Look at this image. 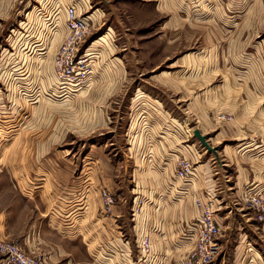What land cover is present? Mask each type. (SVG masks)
<instances>
[{
    "label": "rangeland",
    "instance_id": "obj_1",
    "mask_svg": "<svg viewBox=\"0 0 264 264\" xmlns=\"http://www.w3.org/2000/svg\"><path fill=\"white\" fill-rule=\"evenodd\" d=\"M79 1L70 3L80 4ZM94 1L93 6L104 11V23L99 20L92 28L94 21H90L91 32L81 51L86 53L88 46L109 32L111 26L114 30L110 31L109 41L112 37L120 49L113 48L108 53L125 57L130 74L124 91L104 106V115L114 121L112 127L97 132L90 131V124H86L94 119L93 109L92 113L82 110L86 105L97 108L101 103L88 91L84 92L88 89V79L84 86L66 93L56 72L53 75L51 71L54 54L62 42L57 34L67 8L62 0H0V189H37L39 185L44 189L46 186L48 189H76L81 195L85 189H97V182L92 178L97 169L91 166L85 170V163L80 160L91 145L102 143L119 164L116 178L121 186L119 195L131 199L132 178L130 180L129 176L137 165V161L127 156L134 137L130 132L133 119L137 114L138 120L147 117L144 111L154 107L153 102L158 99L168 108L176 107L175 99L181 94L177 84L183 86L184 97L189 95L183 98V105L179 102L183 109L187 108L196 89L200 93L212 89L215 93L213 113L204 117L210 130L204 133L192 127L187 143L197 142L200 152L207 151L205 159L212 158L215 171L220 174L225 162L224 141H227L222 140L220 131L225 119L229 121L228 112L232 107L223 92L229 86L225 85L223 72L219 76L214 74L215 77L209 74L208 80L201 78L206 71L202 74L194 71L191 57L193 52L206 47L210 49L206 51L209 58L213 56L224 62L236 77L242 80L244 76L247 85L255 89L258 83L253 81L254 76L261 74L264 80V0H167L160 10L155 2L143 0ZM83 9L81 6L80 12L87 16ZM65 14L67 18V11ZM64 22L68 25L67 19ZM100 52L93 55L99 56ZM200 56L208 59L203 54ZM232 87L231 96L240 97V86ZM145 93L154 96L151 105L146 102ZM222 99H225L223 104ZM244 100L241 96V100L233 99V102L244 104ZM146 103L149 105L145 109ZM116 116L120 117L118 121ZM199 119L191 118L190 122L196 124ZM141 127L144 132L150 125L145 121ZM48 138L53 142L46 145L44 140ZM47 153L55 156L42 159ZM148 156L152 160V154ZM203 161L204 158L200 163ZM103 189L101 195L109 192L107 187ZM12 191L9 197L14 198L16 191ZM233 215L235 220L243 219L237 211ZM237 231L235 227L229 228L228 247L222 249L214 264L233 263ZM260 245L257 246L264 253V245Z\"/></svg>",
    "mask_w": 264,
    "mask_h": 264
},
{
    "label": "crops",
    "instance_id": "obj_2",
    "mask_svg": "<svg viewBox=\"0 0 264 264\" xmlns=\"http://www.w3.org/2000/svg\"><path fill=\"white\" fill-rule=\"evenodd\" d=\"M71 1L62 0V4L67 7ZM143 1L155 2L157 10H160L167 0ZM94 2L79 1V5L88 13L87 18L94 21L92 28L100 21L104 23V11L94 7ZM65 11L62 27L57 33L58 38L62 39L61 43L68 35L64 22L67 19ZM108 29L111 31L113 28L109 26ZM110 31L86 50L92 57V71L87 78L88 89L84 92L88 91L90 96L97 97L96 102H101L97 108H87L90 105H86L82 109L86 113H92L93 109L94 119L91 117L86 122L93 132L112 127L114 121L104 115V106L107 107L113 97L124 91L130 75L127 59L121 54L111 56L108 53L113 48L120 49L112 37L109 41ZM99 50L102 51L99 56L93 55ZM207 50L210 49L203 47L193 52L192 69L201 74L206 71V75L201 77L204 80H208L209 74L219 76L223 72L224 81H227L225 85L229 86L223 93L228 97L227 102L231 101L232 104L228 112L231 117L229 121L225 119L220 131L222 140H227L224 141L225 162L220 174L215 171L212 158L205 159L207 151L200 152L197 142L187 143L190 140L188 131L192 127L204 133L210 130L204 117L213 113L215 93L212 89L201 93L196 89L197 92L186 104L187 108L183 109V98L189 95L184 97L183 86L177 84L181 90L179 98L175 99L177 108H168L163 100L158 99L153 102L154 107L144 111L143 115L147 113V117L138 120L137 114L133 119L130 132L134 137L127 156L137 161V165L129 176L130 180L132 178L130 201L118 193L121 187L116 179L119 164L106 151V144L96 143L89 147L80 161L85 163V170L91 166L97 169L92 175L97 182V189H85L82 195L76 193V189H48V186L44 189L39 185L35 187L37 189H0V238L18 243L26 251L40 255L44 264H136L137 236L149 232L153 238V264H185L186 254L194 245L187 236L188 228L201 215L202 211L197 205V200L201 199L204 202L211 201L217 211L222 228L219 238L222 249L228 247L229 228L235 227L239 231L232 264H264V253L257 246L264 245V224L255 219L253 211L242 200L247 187L264 193V80L261 74L255 75L253 81L258 84L255 89L251 88L244 76L240 80L224 62L213 56L209 58ZM201 53L208 59H202ZM51 71L53 74L55 64ZM161 75L166 76L165 72ZM231 83L235 87L240 86V97L231 96ZM25 94L28 95L27 92ZM241 96L246 99L245 103L240 101L235 104L233 99L241 100ZM144 97L149 103L155 100L149 93H145ZM63 100L66 102L67 98ZM132 103L134 106V101ZM148 105L146 103L143 107L146 109ZM119 118L116 116L117 121ZM191 118L201 119L191 124ZM144 119L150 127L143 132L141 124L145 122ZM51 140L48 138L44 142L49 145L53 142ZM149 154H152V160ZM54 156L47 153L46 157L41 158L50 159ZM183 157L192 159L195 164L199 163L195 165L189 182L175 176L178 161ZM203 158L204 161L200 163ZM103 187H107L106 190L116 199L111 212L104 211L101 195L105 190ZM12 190L16 191L14 198L9 197ZM235 211L242 220L240 217L234 219ZM221 262L225 263V259Z\"/></svg>",
    "mask_w": 264,
    "mask_h": 264
},
{
    "label": "built area",
    "instance_id": "obj_3",
    "mask_svg": "<svg viewBox=\"0 0 264 264\" xmlns=\"http://www.w3.org/2000/svg\"><path fill=\"white\" fill-rule=\"evenodd\" d=\"M81 5L72 3L67 6L68 35L61 44L55 56V72L58 82L64 92L77 90L87 80L92 71L90 58L83 53L82 47L91 32V23L83 12ZM84 86V85H83ZM224 116V115H223ZM225 117V116H224ZM195 171L191 159L183 157L178 161L175 176L189 182ZM242 200L254 212L255 219L264 224V193L252 187H247L242 194ZM102 201L105 212H111L116 199L104 192ZM201 209L200 217L188 228V238L194 242L186 254L185 264H214L222 252L219 241L222 228L217 218V211L211 201L197 200ZM136 245L138 257L136 264H153V242L149 232L137 236ZM1 264H44L40 255L26 251L18 243L0 238ZM151 257L150 261L149 258Z\"/></svg>",
    "mask_w": 264,
    "mask_h": 264
},
{
    "label": "bare ground",
    "instance_id": "obj_4",
    "mask_svg": "<svg viewBox=\"0 0 264 264\" xmlns=\"http://www.w3.org/2000/svg\"><path fill=\"white\" fill-rule=\"evenodd\" d=\"M151 235V234H150ZM151 238H152V235H151ZM152 242H153V238H152Z\"/></svg>",
    "mask_w": 264,
    "mask_h": 264
}]
</instances>
